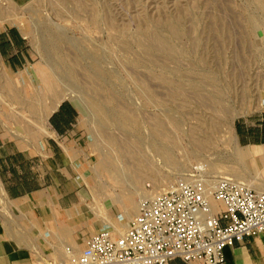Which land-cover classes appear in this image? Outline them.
I'll use <instances>...</instances> for the list:
<instances>
[{"label":"rangeland","instance_id":"374dc122","mask_svg":"<svg viewBox=\"0 0 264 264\" xmlns=\"http://www.w3.org/2000/svg\"><path fill=\"white\" fill-rule=\"evenodd\" d=\"M10 27L32 59L12 72L0 57L5 133L38 137L54 101L80 112L85 220L73 243L124 231L115 201L131 199L134 217L142 197L197 166L264 192V150L236 134L264 109V0H0V32ZM107 163L114 172L100 171Z\"/></svg>","mask_w":264,"mask_h":264},{"label":"crops","instance_id":"0c3cea01","mask_svg":"<svg viewBox=\"0 0 264 264\" xmlns=\"http://www.w3.org/2000/svg\"><path fill=\"white\" fill-rule=\"evenodd\" d=\"M0 57L12 72L30 65L31 52L18 28L0 32ZM46 114L43 133L28 140L10 137L12 131L5 133L0 122V204L9 205L0 210V264H47L64 259L67 245L84 247L72 242L85 220L76 219L84 217L79 206L84 192L73 174L84 156L80 112L63 100ZM236 134L240 145L264 150V109L237 121ZM225 257V264H264V233L227 247Z\"/></svg>","mask_w":264,"mask_h":264},{"label":"built area","instance_id":"2783aa9c","mask_svg":"<svg viewBox=\"0 0 264 264\" xmlns=\"http://www.w3.org/2000/svg\"><path fill=\"white\" fill-rule=\"evenodd\" d=\"M264 233V192L207 176L194 167L154 196L139 200L124 231L102 230L81 249L67 245L55 264H225V250Z\"/></svg>","mask_w":264,"mask_h":264},{"label":"bare ground","instance_id":"6f19581e","mask_svg":"<svg viewBox=\"0 0 264 264\" xmlns=\"http://www.w3.org/2000/svg\"><path fill=\"white\" fill-rule=\"evenodd\" d=\"M174 30H176V29H174ZM153 41L155 43L159 42L160 44H162L161 40L159 38L155 37ZM162 46H164V44H162ZM13 99L18 101V102L21 100L20 96H18V95L15 98H13ZM58 104H59V102L57 103V102L54 101L53 104H52L53 108H55ZM99 169H100V171L106 172V173H108V172L112 173V172L115 171L113 164H109V163H107V165L106 164H101ZM115 202L117 204H121L123 206V208H124V213L122 214L123 216H122V219L120 220L119 227L115 229L116 231H119V230H123L124 227L126 228V226H128L127 224L129 223V221L132 218L131 215L134 213V210L136 209V204L133 203V201L131 199L128 200L126 203L125 202H118V201H115ZM105 204L110 206L111 204H114V203L111 200H106ZM91 210H90V213H91ZM88 215H89V213H88ZM96 229H98V228H96Z\"/></svg>","mask_w":264,"mask_h":264}]
</instances>
